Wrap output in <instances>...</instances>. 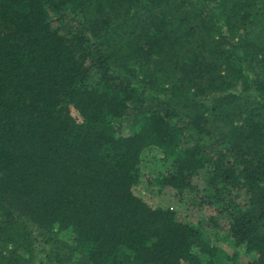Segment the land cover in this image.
<instances>
[{"label": "trees", "instance_id": "16d2710c", "mask_svg": "<svg viewBox=\"0 0 264 264\" xmlns=\"http://www.w3.org/2000/svg\"><path fill=\"white\" fill-rule=\"evenodd\" d=\"M0 264H264V0H0Z\"/></svg>", "mask_w": 264, "mask_h": 264}, {"label": "rangeland", "instance_id": "374dc122", "mask_svg": "<svg viewBox=\"0 0 264 264\" xmlns=\"http://www.w3.org/2000/svg\"><path fill=\"white\" fill-rule=\"evenodd\" d=\"M72 113L75 117L79 118L78 111L72 108ZM164 155L158 149H152L147 152L146 161L144 163L145 171L151 174H157L163 169Z\"/></svg>", "mask_w": 264, "mask_h": 264}]
</instances>
